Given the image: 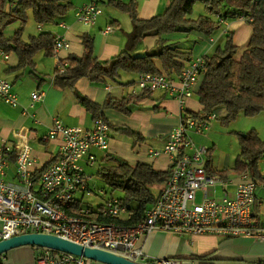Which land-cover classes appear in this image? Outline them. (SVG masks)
Wrapping results in <instances>:
<instances>
[{"label":"crops","instance_id":"obj_1","mask_svg":"<svg viewBox=\"0 0 264 264\" xmlns=\"http://www.w3.org/2000/svg\"><path fill=\"white\" fill-rule=\"evenodd\" d=\"M71 1L74 8L64 18L49 24H37L31 18L37 25L36 27L33 26L27 34H24V30L29 28V17L28 22L21 31L22 39L28 40L29 36L41 32H51L55 37H64L70 42V46L59 51L58 59L60 60H65L70 54H82L84 47L80 35L83 32H89L94 36V55L100 63H106L128 52L126 41L127 33L132 30V20L127 13L109 5V0H101L103 12L96 23L92 26H83L78 22L75 11L91 0ZM124 1L128 2L130 0ZM136 1L138 2V13L142 19H149L162 14L171 2V0ZM195 14L197 17L190 15V18L196 19L200 15L209 13L206 7H198V12ZM20 26L19 21L8 24L4 29L5 35L7 37L13 36L20 29ZM108 26H111L112 30L105 32ZM229 32L233 33L234 43L237 46L235 56H238V58H235L238 60L244 53L253 33L250 23L240 18H226L210 35L192 30L188 34L183 32L168 34L166 38L169 40L168 42H177L181 49L190 51L192 59L204 58L205 55H211L217 46L224 44ZM157 39L158 36L156 35H147L130 54L143 55L154 50L158 45ZM7 54L8 58H5L0 51V77L11 81L12 89L17 94L19 103L12 106L5 101H0V140L6 138L13 144H17V151L21 148V139L14 137V130L30 129L29 145L36 160L37 170L42 169L45 165L49 166L59 152L60 140L45 138L55 118H59L68 126H81L85 129L93 127L94 119L78 102V94L87 96L99 104H102L107 97L121 98L129 94H141L137 84L138 74L122 72L117 81L109 79L104 83L91 82L88 78L82 77L78 79L74 87L63 88L54 84L55 70L59 66L58 59L54 55L48 56L44 51L37 52L34 57L37 77L30 73L27 68L18 69L19 58L16 53ZM156 64L162 72L177 78L178 73L176 71L164 70L159 60H156ZM201 81L202 77L196 83L193 95L187 99L185 112L188 110L198 112L202 109L197 95ZM35 91L42 92L43 95L39 100L33 101L32 93ZM184 110L181 109L176 99L162 90L150 92L147 96L140 98L129 115L113 108L105 109L104 114L111 126L109 147L106 150L97 147L92 149V153L96 157L93 165L88 164L86 159L81 161L88 185L86 190L77 194L76 203L81 202L83 207L85 206L84 203H88L85 202L87 201L86 198L96 193L97 190L94 185L96 179L100 178L97 175L98 168L109 163L112 165V161H114L108 159L107 155L121 157L130 164L144 162L152 164L158 170H167L170 167V156L162 152L160 155L152 157L149 150L150 148L163 149L174 128L181 123ZM226 113L224 107L215 109L216 118L213 120L223 117ZM248 118H252L250 125L264 139V113L248 116ZM217 124L212 122L205 131L200 133L190 130L189 135L196 145L213 147L212 168L220 171L231 166L229 162H226V154L221 153L219 156L215 154L217 145L214 142L215 135L213 132ZM121 128L140 133L142 139L135 141L132 136L118 130ZM232 131L245 130L239 128ZM259 168L264 177V155L259 160ZM241 175L236 174L234 177L229 178L228 189L230 193H233L238 183L243 181ZM12 177L13 167L10 168V178ZM163 186L162 184L158 192L154 194L158 195ZM102 193L105 194L103 191ZM221 194L222 191L219 189L217 195ZM121 196L112 195L109 198L120 199ZM256 196L253 214L259 221L260 227L253 230V233L264 230V182L257 184ZM106 200L100 203L96 210H92L95 219L101 213L97 210ZM122 215L123 217L127 216L128 212L126 211ZM139 245L142 246L145 252V260L141 261L144 264H154L153 261L160 257L177 258L183 264H200L190 258L210 253L213 257L209 262L210 264H257L259 261L264 260V242L257 241L254 236L246 234L232 235L222 232L203 234L184 232L179 234L172 230L157 229L141 236ZM45 250V247L37 245L19 246L3 253L0 256V264H36L37 257ZM116 253L127 257L123 252ZM97 262L100 261L93 260V264H100Z\"/></svg>","mask_w":264,"mask_h":264},{"label":"built area","instance_id":"obj_2","mask_svg":"<svg viewBox=\"0 0 264 264\" xmlns=\"http://www.w3.org/2000/svg\"><path fill=\"white\" fill-rule=\"evenodd\" d=\"M101 0H91L78 7L76 18L83 26L96 23L103 9ZM240 19L245 20L244 17ZM225 20L220 18V22ZM112 30L111 26L105 32ZM70 42L56 37L54 56ZM5 58L8 54L1 51ZM59 71L64 72L66 60L58 59ZM205 59L193 58L178 73L177 78L166 72L142 73L138 77L141 92L162 90L176 99L184 110L187 99L203 76ZM43 93L35 91L36 101ZM0 101L16 106L17 94L10 80L0 77ZM216 118L211 113L207 121H198L184 110L181 123L174 128L163 149L150 148L152 157L162 152L170 156L171 176L157 195L156 202L149 207L144 218L135 226L115 222H102L93 217L90 207H76L77 194L86 190L87 178L81 161L86 159L93 165L96 161L92 149H108L111 138L110 124L103 117L94 119L93 127L65 125L54 119L45 138L60 140L59 152L52 163L36 178V160L29 145L30 129L14 130V137L21 139V148L9 139L0 140V240L27 233H43L58 236L90 248H102L111 252H123L128 259L141 263L145 252L139 245L141 236L157 229L176 231L179 234L226 233L252 235L264 242V230L253 214L256 203L257 184L244 173L233 193L228 187L229 178L209 173L207 169L210 148L198 146L190 137V130L198 133L208 128L209 121ZM13 177L10 178V168ZM221 189L222 194L217 195ZM75 209L74 213L69 211ZM105 216H121L126 206L119 198H109L99 210ZM46 248L36 264H93V259ZM154 264H183L180 259L160 257ZM144 264V263H142Z\"/></svg>","mask_w":264,"mask_h":264},{"label":"trees","instance_id":"obj_3","mask_svg":"<svg viewBox=\"0 0 264 264\" xmlns=\"http://www.w3.org/2000/svg\"><path fill=\"white\" fill-rule=\"evenodd\" d=\"M197 2H202L209 14L192 19L190 15ZM108 4L128 13L132 20V30L127 33L128 52L106 63H100L94 55V36L83 32L80 35L84 47L82 54H70L65 59L68 65L64 72H60L59 67L56 68L55 85L71 88L82 77L91 82L104 83L109 79L117 81L122 72L138 75L147 72L161 73L156 60L161 62L164 70L180 73L192 60V53L181 49L177 42H168L166 35L175 32L188 34L192 30L210 35L220 26V18L226 20L229 17H244L252 26L253 33L241 58H235L237 46L233 33L229 32L223 45L217 46L211 55L204 56L205 69L197 93L202 109L198 112L188 110L186 113L198 121H207L215 109L224 107L227 113L220 118L223 124L233 122L240 113L246 116L264 113V0H171L162 14L149 19L140 18L136 0H109ZM73 8L71 0H0V51L16 53L19 58L18 69L27 68L38 77L34 57L39 51L52 56L56 37L51 32H41L23 40L21 31L28 22L30 13L37 24H49L61 20ZM17 21L21 23L20 29L13 36L7 37L4 29ZM150 34L158 36L157 47L143 55L130 54ZM150 92L129 94L121 98L107 97L102 104L84 95L78 94L77 98L93 119L103 117L108 121L105 109L113 108L129 115L136 102ZM118 130L132 136L135 141L142 139L140 133L130 129ZM235 134L238 136L240 152L232 170L225 168L218 171L212 168V147L208 155V172L224 178H230L232 173H247L256 184L263 183L259 160L264 155V139L255 128L245 133L235 131ZM107 156L116 163L100 166L97 175L111 187L112 192L122 191L120 201L126 206L128 215L114 217L100 213L96 218L102 222L135 226L144 218L146 210L156 202L157 195L150 187L155 184L164 185L171 176L172 165L167 170H158L149 163L130 164L116 156ZM47 167L45 165L37 170L36 178ZM80 205L81 202L76 203V207ZM69 212L74 213L75 209ZM190 259L200 264H210L213 257L210 253ZM257 264H264V260Z\"/></svg>","mask_w":264,"mask_h":264},{"label":"rangeland","instance_id":"obj_4","mask_svg":"<svg viewBox=\"0 0 264 264\" xmlns=\"http://www.w3.org/2000/svg\"><path fill=\"white\" fill-rule=\"evenodd\" d=\"M198 7L204 8L205 6L202 2H197L194 6V10H193L191 15L197 17V15L195 13L198 12ZM31 18L32 17H31V13H30V20L28 22L29 28H26L24 30V34H27V32H29V30L32 29L33 26L36 27V25H37ZM235 57L238 58V56H235ZM220 118H218L216 120L209 121L208 126L212 122L218 123L215 126V131L213 132V134L215 135L214 142L217 145V147L215 149V154H216V156H219L221 153L226 154L227 159H228V160L226 159V162L230 163L231 167L229 169L232 170L234 163H235V160H236V157H237V154H239V152H240V145H239L238 136L235 134V131H232V130H238L239 128H242L245 131H240V132L245 133L246 131L252 129L253 127H252V125H250V121L252 118H248V116H246L244 113H241L240 117L238 115L237 119L234 120L233 122H230L229 124H223ZM257 121H256V123H257ZM118 158L123 159L121 157H118ZM123 160H125V159H123ZM112 164H115V161H112ZM108 165H111V163H109ZM232 174H231L230 178L235 176L234 173H232ZM160 186H161V184L152 185L151 186L152 192L157 193ZM94 187L97 190L96 193H93L91 196L86 198L87 201H85V202H88V203H84L85 206L90 207L92 210H96L100 203H102L104 200L111 197L112 195H114V196H121L122 195V191H120V190H115L114 192H112L111 187L108 184H106V182L101 178L96 179ZM102 191L105 192V194H103ZM54 252L59 253V251H57V250H55ZM97 263L103 264L101 262H97Z\"/></svg>","mask_w":264,"mask_h":264},{"label":"water","instance_id":"obj_5","mask_svg":"<svg viewBox=\"0 0 264 264\" xmlns=\"http://www.w3.org/2000/svg\"><path fill=\"white\" fill-rule=\"evenodd\" d=\"M23 245H37L45 248L85 256L107 264H142L124 255L102 248H90L58 236L43 233H27L10 239L0 240V256L10 249Z\"/></svg>","mask_w":264,"mask_h":264}]
</instances>
